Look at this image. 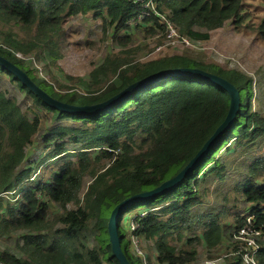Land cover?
I'll return each instance as SVG.
<instances>
[{
    "label": "trees",
    "instance_id": "trees-1",
    "mask_svg": "<svg viewBox=\"0 0 264 264\" xmlns=\"http://www.w3.org/2000/svg\"><path fill=\"white\" fill-rule=\"evenodd\" d=\"M245 7V0H0V58L60 103L94 106L148 76L178 68H196L226 80L239 99L230 127L175 187L151 198L129 201L185 169L224 121L230 105L228 92L207 80L171 74L143 84L100 111H60L0 65V75L7 76L32 102V108L22 111L15 99L0 90V194L16 195L13 203L0 197V236L22 232L21 255L0 252V264H119L107 229L110 215L119 206L117 236L129 264H137L128 251L130 237L154 242L158 264H191L195 245L220 243L227 219L237 225L231 228V242L245 226L246 215L254 216L249 230L260 233L264 240V115L251 109L252 79L186 54L141 63L115 54L105 56L90 73L95 85L102 80L103 89L92 91L88 85L86 93H80L36 77L16 56L34 53L37 60L42 55L52 58L64 37L65 22L78 15L92 13L116 33L128 31L138 22L150 33L156 28L164 31L158 16L166 15L181 37L195 41L207 40L210 32L226 23L240 27L246 19ZM10 25L29 33L30 40H17L18 33L11 31ZM42 111L50 115L52 125L43 135L45 152L39 164L56 162L49 174L33 181L34 162L25 165V150L41 129ZM68 145L78 148L70 154ZM223 150L226 155L238 150L250 153L245 155L249 161L246 169L230 192L249 204L243 215L228 208L231 201L235 205L231 198L226 197L216 211L204 200L208 194L200 192L208 178L225 179L226 168L216 157ZM88 175L92 181L80 200ZM49 203L62 213L54 215ZM69 204L75 209L68 210ZM90 224L97 234L96 246L89 249L83 244L81 249ZM175 239L185 240L189 248L178 250L172 245ZM256 260L264 264V241L258 245ZM228 264L242 261L236 256Z\"/></svg>",
    "mask_w": 264,
    "mask_h": 264
},
{
    "label": "rangeland",
    "instance_id": "rangeland-1",
    "mask_svg": "<svg viewBox=\"0 0 264 264\" xmlns=\"http://www.w3.org/2000/svg\"><path fill=\"white\" fill-rule=\"evenodd\" d=\"M245 4L246 19L240 27L235 28L231 23H226L221 29L210 32L207 40L192 41L186 38L188 44H184L176 40V38L174 43H172L166 40V34L163 31L156 28L153 33H150L140 22L135 23L128 31L120 30L116 33L113 27L103 23L99 18H94L93 14L89 13L84 16L78 15L67 19L64 24V37L60 40L59 50L55 52L52 58L42 55L40 56L41 59L37 60L34 53H16V56L25 65L33 69L36 77L48 80L55 87L62 86L69 90L86 93L88 85H92L90 88L92 91L103 89L102 80L99 85H95L91 81L90 73L107 55L119 54L132 59L133 63H141L164 56L186 54L198 58L206 64H214L226 70H236L252 79L254 85L251 109L253 112L264 115V0H245ZM160 17V24L162 25L167 21V16L160 15ZM10 26L12 27L11 31L18 33L15 37L17 40H30L29 33L15 26ZM121 36H125V38ZM158 48H160L159 51H157ZM54 58H57L56 64L53 63ZM0 90L5 92L9 98L15 99L22 111L29 107L32 108L31 99L15 83L10 82L7 76L2 74L0 75ZM39 115L42 118L41 129L34 137L32 144L25 150V165L30 161L34 162L33 181L38 180L42 175L49 174L48 169L56 162L47 161L39 164L42 160L40 158L45 152L42 143L43 135L46 133V129L52 125L50 115L47 112L42 111ZM226 147L232 148L233 145H227ZM76 148L78 147L67 146L70 154ZM247 153L248 151L242 153L238 150L226 155L227 153L223 150L216 155L219 158V162L224 164L226 168L225 179L217 180L210 177L200 187V192L204 191V193L208 194V197L204 200L216 211L224 205L223 201L226 197L231 198L235 202V205L232 201V204L228 205L233 214L243 215L245 210L250 207L243 198L230 193L234 191L239 173L246 169L249 162L248 157H245ZM71 158L73 159L74 157ZM245 162L246 165H244ZM44 168L46 171H44ZM91 181L90 175L84 178L79 195L80 200H82L83 194ZM10 194H0V197L9 203H13L16 195ZM49 205L54 215L62 213L58 206L52 203H49ZM67 209L73 210L75 205L69 204ZM224 224L228 228L223 230L222 241L213 247L206 246L203 243L195 245L196 257L191 264H228L237 255L239 248L242 247L240 245L242 240L238 239L237 235L231 241L235 242L233 245L229 238V234H232V229H236L237 225L229 219L224 221ZM21 235L22 232L10 234L8 237L0 236V252L6 251L20 256L18 246L21 245ZM96 235L92 224H90L88 231L84 233L80 248L82 249L83 244L89 249L95 247ZM249 237L254 240L256 245L259 241H264L255 235L250 234ZM130 242L128 251L137 260V264H158L154 242L137 240L134 237H130ZM183 242L185 240L177 241L175 239L172 245L178 250L188 249L189 247H186ZM103 248L107 250L105 244H103ZM103 256L109 261L107 252ZM104 264L106 263L104 262Z\"/></svg>",
    "mask_w": 264,
    "mask_h": 264
},
{
    "label": "water",
    "instance_id": "water-1",
    "mask_svg": "<svg viewBox=\"0 0 264 264\" xmlns=\"http://www.w3.org/2000/svg\"><path fill=\"white\" fill-rule=\"evenodd\" d=\"M0 65L4 68H7L9 71H11L19 79V81L22 83V85L24 87H26L28 90L33 92L43 102H45L49 106H52V107H54L60 111H72V112H78V113H90L93 111H100V110L104 109L105 107H108V106L112 105L113 103L119 101L120 99L124 98L125 96H127L128 94H130L132 91L136 90L138 87L142 86L143 84H145L151 80L162 78L164 76L171 75V74L185 75V76H190V77H196V78H199L202 80H207L213 84H216L217 86H219L220 88H222L223 90L228 92L229 98H230V105H229V109H228V112H227V115H226L224 121L215 129L213 134L203 144L202 148L197 152V154L193 157V159L189 162V164L185 167V169L182 170L181 172H179L172 179L164 182L159 187L155 188L154 190H152L148 193H145L143 195L133 197V198L129 199V201L134 200V199H140L142 197L151 198V197H154L156 195L162 194L163 192L175 187L180 182V180L184 177V175L186 174V171L191 166H193L204 154H206L207 151H209V149L213 145V143L217 140V138L230 127V125L233 122V119H234V116L236 114L238 104H239V99H238V95H237L235 87L233 85H231L229 82H227L226 80H224L218 76L212 75L210 73L204 72L200 69L178 68V69H170V70L161 71V72L155 73L151 76H148L147 78H144L138 82L131 84L130 86H128L127 88L122 90L117 95L113 96L109 100L102 102L100 104H96L94 106H87V107H73V106H69L67 104L60 103L57 100L48 96L45 92H43L41 89H39L27 77V75L25 73H23L22 71L15 68L14 66L7 63L6 61H4L1 58H0ZM119 208H120V206L115 208L109 217V221L107 224L108 237H109V241L111 244V249H112L113 255L117 259L119 264H129L128 261L126 260V258L124 257L123 253L120 250L119 238L117 236L115 215H116ZM119 220H120V218H119Z\"/></svg>",
    "mask_w": 264,
    "mask_h": 264
},
{
    "label": "built area",
    "instance_id": "built-area-1",
    "mask_svg": "<svg viewBox=\"0 0 264 264\" xmlns=\"http://www.w3.org/2000/svg\"><path fill=\"white\" fill-rule=\"evenodd\" d=\"M159 17V22L161 17ZM140 20V19H139ZM164 28V34H166V40L169 42L174 43L175 39L178 41H181L184 44H188V40L184 37H181L178 32L176 31L173 22L170 20V18L167 17V21H165L163 24ZM174 39V40H173ZM160 48L157 49L159 51ZM252 220H254V216L252 215H246V224L243 228L240 229L238 233V239L242 240L240 245L242 247L239 248L238 253L236 256H239V258L242 261V264H257L256 260V251L258 249V245L261 241L255 244L254 240L250 239L249 235H255L259 239H261L260 233L258 232H251L249 228L252 225ZM237 236V235H236ZM235 239V237H234ZM235 256V257H236Z\"/></svg>",
    "mask_w": 264,
    "mask_h": 264
}]
</instances>
